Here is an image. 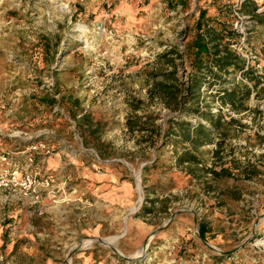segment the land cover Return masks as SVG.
I'll list each match as a JSON object with an SVG mask.
<instances>
[{"label":"rangeland","instance_id":"rangeland-1","mask_svg":"<svg viewBox=\"0 0 264 264\" xmlns=\"http://www.w3.org/2000/svg\"><path fill=\"white\" fill-rule=\"evenodd\" d=\"M243 1L0 0V152L27 162L29 146L46 142L51 153H36L35 168L53 184L35 203L0 192V264H264V78L257 92L243 70L201 87L229 123L216 137L219 153L215 141L197 152L207 167H231L234 177L190 169L173 146L161 147L159 138L153 146L149 131L127 126L128 117L165 126L179 116L209 126L152 96V74L168 68L157 55L172 46L185 54L200 8L212 16ZM255 3L264 11V0ZM252 23L241 27L259 51L264 26L252 34ZM43 35L52 41L46 61ZM177 62L186 81L188 58ZM57 78L56 96L81 104L80 122L68 104L48 112L35 105ZM220 84L253 93L235 109L222 104ZM244 165L258 173L245 178L237 169Z\"/></svg>","mask_w":264,"mask_h":264},{"label":"trees","instance_id":"trees-1","mask_svg":"<svg viewBox=\"0 0 264 264\" xmlns=\"http://www.w3.org/2000/svg\"><path fill=\"white\" fill-rule=\"evenodd\" d=\"M168 2L172 3L173 0H168ZM255 2L256 0H244L242 7L238 8L243 14L250 16L251 20L256 22L251 30L252 34L256 27L264 26V11L258 12ZM231 7L232 5H227L226 8H216V12L212 16L209 14V8H200V15L195 22L193 36L186 45L185 54L180 52L178 46H172L170 49L159 53L157 55L158 63L165 64L168 68H161L162 72L152 74L151 94L153 97L162 99L171 110L180 112L181 115L183 113L186 115L191 113L199 115L209 123V126L203 122L192 123L187 118L180 116L177 119L167 120L165 126L155 123L149 125L147 122H142L140 118L138 120L137 117L127 118V126L131 130L149 131V139H151L153 146L158 145L157 138H159L162 141L161 147L165 145L174 147L178 163H187L189 168L191 165H202L207 170L206 173L214 179L234 177L236 176L235 170L226 166L207 167L203 164L204 160L197 150L215 141L217 145L216 153H219L222 142L216 141V137L218 134L221 137L227 135L225 126L228 125L229 121L225 120L222 112L214 113L205 102V99L201 98V87L206 83L212 88L216 81L221 78L222 73L243 70L244 74L254 81V91H256L257 87L263 83L264 78V74H259V69L251 66L246 68V60L230 48L231 40L236 41L240 36L233 25L235 8ZM253 38L252 35L248 36L249 44H251L250 39L258 41ZM40 41L41 43L38 46L44 55V61H46L45 56L52 47V41L46 35H43ZM260 42L259 52L264 63V38L260 39ZM185 56L188 58L190 71L188 79L183 81L177 76L179 67L177 60ZM183 63L182 60L181 64ZM159 76H162L163 79H159ZM61 87V81L57 78L55 90L51 92L41 91L35 95V105L46 108L45 112H48V110H53L55 106L64 107L68 104L66 108L69 115L80 122L85 117V115L79 117L82 111L81 104L77 100L65 96V94L57 97V94H62L63 89ZM216 90L222 104L230 105L235 109L244 107L245 102L253 93V88L248 85L220 84ZM134 107L139 109L140 105L135 104ZM148 117L153 122L156 119V116ZM158 147L160 148V146ZM237 169L245 178H251L258 173L257 168L253 165L237 166ZM232 196L239 198L236 194H232ZM202 233H205V231L203 230Z\"/></svg>","mask_w":264,"mask_h":264},{"label":"built area","instance_id":"built-area-1","mask_svg":"<svg viewBox=\"0 0 264 264\" xmlns=\"http://www.w3.org/2000/svg\"><path fill=\"white\" fill-rule=\"evenodd\" d=\"M260 11V10H259ZM235 19L233 25L240 33L238 40H231L230 48L246 60V68L255 67L261 70L262 55L248 43L249 31L241 27L244 20L253 22L251 28L256 24L250 16L243 14L238 7L234 11ZM251 29V30H252ZM259 67V68H258ZM50 154L51 149L46 142L40 141L29 146L27 151V162L25 166L12 164L11 156L8 153H0V192H6L19 201L34 199L37 202L43 190L53 186L50 177H43L38 168H35V154Z\"/></svg>","mask_w":264,"mask_h":264},{"label":"crops","instance_id":"crops-1","mask_svg":"<svg viewBox=\"0 0 264 264\" xmlns=\"http://www.w3.org/2000/svg\"><path fill=\"white\" fill-rule=\"evenodd\" d=\"M1 153V152H0ZM52 160V159H51ZM12 164L14 165H18V166H24V164L26 163V159L23 155H18V156H12L11 157V161H10ZM3 163L0 162V166L2 165ZM19 205L17 204H13V215H15V217H17L18 215H20V207H17Z\"/></svg>","mask_w":264,"mask_h":264}]
</instances>
